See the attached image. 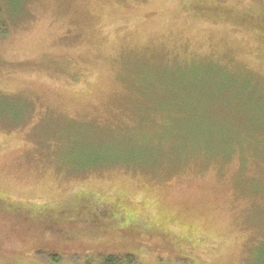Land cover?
Returning a JSON list of instances; mask_svg holds the SVG:
<instances>
[{"label":"rangeland","instance_id":"374dc122","mask_svg":"<svg viewBox=\"0 0 264 264\" xmlns=\"http://www.w3.org/2000/svg\"><path fill=\"white\" fill-rule=\"evenodd\" d=\"M253 3L0 0V61L69 75L0 68V199L100 211L135 264H264V36L192 13Z\"/></svg>","mask_w":264,"mask_h":264},{"label":"trees","instance_id":"16d2710c","mask_svg":"<svg viewBox=\"0 0 264 264\" xmlns=\"http://www.w3.org/2000/svg\"><path fill=\"white\" fill-rule=\"evenodd\" d=\"M253 1V7L255 8L253 15L232 10L224 11L220 10L219 7H216L219 10V14H216V10H209L203 5H199L192 13L197 17H204L215 21L222 20L227 24L234 25L247 32L256 33L262 37L264 36V0ZM15 16H19V14H15ZM8 27V17L5 16L4 12L0 11V41L6 39ZM39 66L48 73H60L67 78L69 76L63 71L61 66L54 65L47 60H39L38 64L36 61L24 63L0 61V68L9 67L34 70L37 67L39 68ZM56 66L58 69H56ZM209 67L211 68V66ZM218 70L213 68L212 72H209L212 76L210 78L202 77L203 80L208 84H214L218 75H224L222 74L223 72ZM244 90L245 93L251 94V90H248V87L241 89V91ZM253 96L251 99L254 103H259V97H262V95L259 93ZM19 109L21 107H13L8 112H4L5 116L3 117L14 115V110H18L14 116H20ZM23 116L25 117V114ZM0 119L2 118L0 117ZM216 158L217 155H213L209 159L210 161H215ZM80 197L82 199L86 196L80 195ZM59 210L61 213L65 211L72 214L80 213L72 198L62 200L54 205L26 204L22 207H18L11 201L7 202L0 199V252L10 256L35 260L40 264H59L61 262L92 264L94 259L99 260L100 264L136 263V259L135 257L133 259L134 254L132 253L134 249L125 248L126 244H135V242H130L129 240L117 242L113 238L109 239L108 234H110V230L119 231V229L98 223L96 220L97 216L101 214L100 211L90 221L80 222L77 219V215L60 220ZM130 257L131 259L129 260Z\"/></svg>","mask_w":264,"mask_h":264}]
</instances>
